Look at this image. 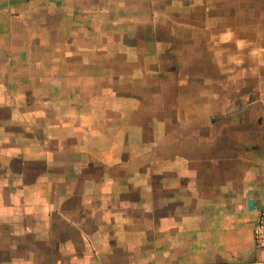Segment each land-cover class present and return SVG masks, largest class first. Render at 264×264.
<instances>
[{
	"label": "crops",
	"instance_id": "1",
	"mask_svg": "<svg viewBox=\"0 0 264 264\" xmlns=\"http://www.w3.org/2000/svg\"><path fill=\"white\" fill-rule=\"evenodd\" d=\"M262 207L264 0H0V264H264Z\"/></svg>",
	"mask_w": 264,
	"mask_h": 264
},
{
	"label": "built area",
	"instance_id": "2",
	"mask_svg": "<svg viewBox=\"0 0 264 264\" xmlns=\"http://www.w3.org/2000/svg\"><path fill=\"white\" fill-rule=\"evenodd\" d=\"M253 224L254 243L258 248L264 250V207L259 209Z\"/></svg>",
	"mask_w": 264,
	"mask_h": 264
},
{
	"label": "water",
	"instance_id": "3",
	"mask_svg": "<svg viewBox=\"0 0 264 264\" xmlns=\"http://www.w3.org/2000/svg\"><path fill=\"white\" fill-rule=\"evenodd\" d=\"M246 204L248 209L254 208V201L252 199H247Z\"/></svg>",
	"mask_w": 264,
	"mask_h": 264
}]
</instances>
